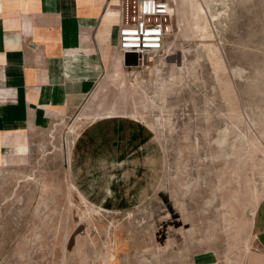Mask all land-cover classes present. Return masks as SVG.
Segmentation results:
<instances>
[{
  "label": "rangeland",
  "instance_id": "1",
  "mask_svg": "<svg viewBox=\"0 0 264 264\" xmlns=\"http://www.w3.org/2000/svg\"><path fill=\"white\" fill-rule=\"evenodd\" d=\"M171 2L162 51L0 131V264H264V0Z\"/></svg>",
  "mask_w": 264,
  "mask_h": 264
},
{
  "label": "crops",
  "instance_id": "2",
  "mask_svg": "<svg viewBox=\"0 0 264 264\" xmlns=\"http://www.w3.org/2000/svg\"><path fill=\"white\" fill-rule=\"evenodd\" d=\"M120 23L119 0H0V89L16 98L0 102V131L75 109L118 50ZM254 229L264 252V200Z\"/></svg>",
  "mask_w": 264,
  "mask_h": 264
},
{
  "label": "built area",
  "instance_id": "3",
  "mask_svg": "<svg viewBox=\"0 0 264 264\" xmlns=\"http://www.w3.org/2000/svg\"><path fill=\"white\" fill-rule=\"evenodd\" d=\"M121 23L117 49L125 56L136 54L145 59L164 49L173 30L171 0H119Z\"/></svg>",
  "mask_w": 264,
  "mask_h": 264
},
{
  "label": "water",
  "instance_id": "4",
  "mask_svg": "<svg viewBox=\"0 0 264 264\" xmlns=\"http://www.w3.org/2000/svg\"><path fill=\"white\" fill-rule=\"evenodd\" d=\"M137 55L136 54H127L126 56H125V63L126 64H129V63H134L135 65H136V63H137Z\"/></svg>",
  "mask_w": 264,
  "mask_h": 264
},
{
  "label": "bare ground",
  "instance_id": "5",
  "mask_svg": "<svg viewBox=\"0 0 264 264\" xmlns=\"http://www.w3.org/2000/svg\"><path fill=\"white\" fill-rule=\"evenodd\" d=\"M122 55V54H121ZM122 57H123V55H122Z\"/></svg>",
  "mask_w": 264,
  "mask_h": 264
}]
</instances>
